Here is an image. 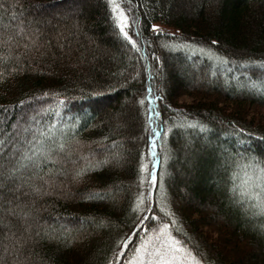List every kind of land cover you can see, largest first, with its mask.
I'll list each match as a JSON object with an SVG mask.
<instances>
[{"label": "trees", "instance_id": "obj_1", "mask_svg": "<svg viewBox=\"0 0 264 264\" xmlns=\"http://www.w3.org/2000/svg\"><path fill=\"white\" fill-rule=\"evenodd\" d=\"M62 1L0 0V264H136L162 228L264 264V0Z\"/></svg>", "mask_w": 264, "mask_h": 264}, {"label": "rangeland", "instance_id": "obj_2", "mask_svg": "<svg viewBox=\"0 0 264 264\" xmlns=\"http://www.w3.org/2000/svg\"><path fill=\"white\" fill-rule=\"evenodd\" d=\"M85 0H65L62 1V4L59 6H52V8L46 10L45 8L46 4H43V8H45V12L47 13L48 19L55 23L56 19L59 17H63L64 14L69 11L71 16H75L74 14H77L79 9L84 6ZM43 12V14H45ZM68 12V13H69ZM42 13V12H41ZM122 17L123 23L132 22L134 21V15L132 11L129 10H123L122 9ZM50 17V18H49ZM51 22V23H52ZM17 29L18 36H23L22 38H26L30 36L36 35V30H33V26H27L23 25V27H19L20 22H17ZM42 47V46H40ZM41 52H44V48H41ZM45 53V52H44ZM31 108H26L24 113L21 114V116L18 117L16 129L18 132L19 137H23V134L26 132V128H31V135L30 139L34 137L36 134H39L38 131L40 127L36 125V121L33 122L34 119L33 115L36 113L34 110H30ZM157 114L155 112V117L152 119V123H157L156 121ZM27 137V136H26ZM217 227V226H216ZM217 230V229H216ZM31 231V229H30ZM217 231H219V238L224 239L229 236V233L227 230H223L222 228H219ZM215 241V240H214ZM215 244H219L218 241L215 242ZM233 243L230 244V246L224 248L222 251L225 254L226 257L232 258L234 255V258L236 259L239 254L235 253L232 248ZM240 253H246L250 250V248L247 247V245H241L238 246ZM137 263L136 264H194L193 259L191 256L188 255V253L185 252L182 248H180L171 238L170 234L167 232L165 228H162L161 230L157 231L156 234L151 235V237L148 238V240L144 241L137 257Z\"/></svg>", "mask_w": 264, "mask_h": 264}, {"label": "snow or ice", "instance_id": "obj_3", "mask_svg": "<svg viewBox=\"0 0 264 264\" xmlns=\"http://www.w3.org/2000/svg\"><path fill=\"white\" fill-rule=\"evenodd\" d=\"M262 207H264V205H262Z\"/></svg>", "mask_w": 264, "mask_h": 264}]
</instances>
